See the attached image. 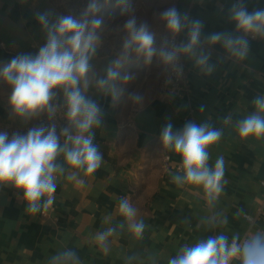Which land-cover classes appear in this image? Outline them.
<instances>
[{
  "label": "clouds",
  "instance_id": "obj_1",
  "mask_svg": "<svg viewBox=\"0 0 264 264\" xmlns=\"http://www.w3.org/2000/svg\"><path fill=\"white\" fill-rule=\"evenodd\" d=\"M203 4L204 0H198ZM109 0H87L78 10L66 14L48 9L34 15L43 34L44 43L36 53H19L10 61L0 63V82L11 91L8 96L9 115L27 125L40 121L26 134L0 131V189L11 187L25 205L28 215L46 212L54 204L61 179L83 186L103 164L104 155L95 143L96 130L105 127V110L90 93L110 98L116 108L122 102L140 111L146 96L130 92L127 86L136 74L127 71L133 63L149 71L155 67L157 78L165 85L184 78L181 60L191 62L201 77H211L221 65L230 62L239 67L251 58V42H264V7L249 9V0H216V14L231 29L205 33V21L175 3L153 10L151 0H117L120 23L101 15ZM148 11H141V5ZM151 11V16L148 13ZM161 29L162 31H158ZM119 39V49L105 57L103 67L96 61L105 38ZM183 39L178 41V37ZM159 37V42L157 38ZM219 46L222 53L216 54ZM253 111L233 122L232 115L220 118L223 126L232 127L241 141H264V94L251 101ZM204 111V106L200 107ZM46 118V122H45ZM64 125L59 127L57 121ZM215 127L211 120L197 124L187 121L173 129L166 123L160 132L159 150L175 154L180 165L171 174L177 187L201 189L210 214L200 224L213 230L227 225V216L215 211L225 185V159L221 155L210 165L211 148L224 136V127ZM116 212L121 219L94 234L92 239L105 254L111 250L112 237L126 233L133 241L143 239L149 228L128 196H119ZM235 216H244L237 209ZM139 257L126 258L133 264ZM149 264H158V255L149 254ZM47 264H82L77 252L65 248L51 255ZM167 264H264V230L241 237L224 231L185 243Z\"/></svg>",
  "mask_w": 264,
  "mask_h": 264
},
{
  "label": "crops",
  "instance_id": "obj_2",
  "mask_svg": "<svg viewBox=\"0 0 264 264\" xmlns=\"http://www.w3.org/2000/svg\"><path fill=\"white\" fill-rule=\"evenodd\" d=\"M225 7L229 0H224ZM176 6L205 21V33L231 29L216 14V0H172ZM264 7V0H249V9ZM54 10L64 13L53 0H0V63L10 61L19 53H36L44 43L43 34L34 18L36 12ZM66 14V13H64ZM251 58L239 67L230 62L218 67L208 78L201 77L191 62L187 66L189 92L187 95L163 101L157 97V69L150 71L133 63L126 69L136 74L125 92L146 96L143 110L121 103L110 106V98L90 93L105 110V127L96 130L95 143L104 155L102 166L86 184L77 185L61 179L54 204L46 212L28 215L25 205L11 187L0 189V264H47L51 255L65 248L73 249L82 264H126V258L139 257L133 264H149V254L158 255V264H167L183 244H193L220 231L229 236L249 230H264V219L257 217L253 224L237 209L256 214L263 199L264 141H241L232 127L223 126L220 118L232 115L233 122L253 111L252 99L264 94V42H251ZM118 48L104 46L97 59L99 69ZM222 53L217 46L213 53ZM10 89L0 82V131L22 133L27 125L10 118L8 96ZM204 111L200 112V107ZM211 120L215 127H224L222 139L211 150L210 165L219 156L225 159L224 194L215 211H222L227 225L208 230L200 219L210 214L201 189L177 187L171 174L180 165L179 156L159 150L162 127L171 122L174 130L187 121L197 124ZM170 157L163 166V155ZM119 196H128L138 209L137 218L149 225L143 239L133 241L126 233L112 237L111 250L105 254L92 237L121 219L116 205Z\"/></svg>",
  "mask_w": 264,
  "mask_h": 264
},
{
  "label": "built area",
  "instance_id": "obj_3",
  "mask_svg": "<svg viewBox=\"0 0 264 264\" xmlns=\"http://www.w3.org/2000/svg\"><path fill=\"white\" fill-rule=\"evenodd\" d=\"M178 41L180 39H183V36H180L177 38ZM181 63L184 65V78L180 81H173L172 84L170 85H165L164 83V79L160 78L158 81V85H157V97L160 100L163 101H168L171 100L174 97H178V96H184L187 95L189 92V80H188V73H187V66L185 63V60L182 59ZM45 122H46V118H45ZM40 123V121H35V126L38 125ZM58 124V129L59 127H62L64 125V121L62 119L57 121ZM31 128V127H25L22 131V134H26L27 130ZM169 155L167 153H165L163 155V166H166L169 162ZM179 167V166H177ZM261 186L263 188L264 191V180L261 181ZM247 214L248 217H250L251 219H248L246 217H244V219L249 223V225L253 224V222L257 219V217H262L264 219V194H263V199L260 203V205L257 208L256 214L251 215L248 213ZM251 233L249 230H247L241 237H245L247 234Z\"/></svg>",
  "mask_w": 264,
  "mask_h": 264
},
{
  "label": "rangeland",
  "instance_id": "obj_4",
  "mask_svg": "<svg viewBox=\"0 0 264 264\" xmlns=\"http://www.w3.org/2000/svg\"><path fill=\"white\" fill-rule=\"evenodd\" d=\"M55 4L64 12L67 13L69 9L78 10L79 8L85 6L87 0H53ZM172 3V0H151V5L153 10L155 8L163 9L168 7L169 4ZM141 11L146 12L148 8L146 5H141ZM101 15L107 20L109 17H114V23H120L122 21V17L120 16V9L117 7V0H109L107 6L103 9ZM149 17L151 16V11L148 13ZM158 31H162L161 29H157ZM157 42H159V37L157 38ZM105 45L107 47H113L119 49V39L114 36H108L105 38Z\"/></svg>",
  "mask_w": 264,
  "mask_h": 264
}]
</instances>
